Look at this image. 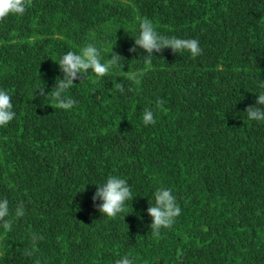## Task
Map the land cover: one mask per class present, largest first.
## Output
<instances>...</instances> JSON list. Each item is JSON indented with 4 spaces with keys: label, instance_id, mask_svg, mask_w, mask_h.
Segmentation results:
<instances>
[{
    "label": "trees",
    "instance_id": "16d2710c",
    "mask_svg": "<svg viewBox=\"0 0 264 264\" xmlns=\"http://www.w3.org/2000/svg\"><path fill=\"white\" fill-rule=\"evenodd\" d=\"M145 17L163 35L198 39L202 54L169 48L146 65L143 49L129 51ZM88 43L121 66L103 78L89 70L67 92L78 103L58 109L57 63ZM261 83L264 0H32L0 21V89L16 112L0 127V199L26 213L0 226V264H264V121L245 112ZM109 175L133 193L115 218L92 201ZM158 187L181 207L162 238L147 214ZM31 233L43 239L28 256Z\"/></svg>",
    "mask_w": 264,
    "mask_h": 264
},
{
    "label": "clouds",
    "instance_id": "9594fccd",
    "mask_svg": "<svg viewBox=\"0 0 264 264\" xmlns=\"http://www.w3.org/2000/svg\"><path fill=\"white\" fill-rule=\"evenodd\" d=\"M32 6V0H0V21H3L9 15H23L26 10ZM137 48L143 49L147 55L144 56V63L151 65L153 53H162L164 49H171L173 53L187 51L195 58L202 54V48L198 39L178 38L176 36H166L157 31L153 22L145 17L139 24V35L134 38V45L129 49L135 53ZM124 59L118 53L112 51L111 58L106 62L101 60V49L95 44L88 43L83 46L79 53L69 51L64 54L57 63L63 78L56 80L55 86L51 90V99L55 102V107L62 110H71L78 101L67 95L69 89L74 86V81L82 79L89 70L95 74L97 78H103L108 75L113 67L121 66ZM130 81L139 84L140 80L136 73H131L127 77ZM95 82V81H93ZM114 87L120 92L124 91L122 83H115ZM264 88V83H261ZM39 95L47 96L45 89L41 88ZM132 89L129 88V91ZM164 101L157 99L156 109L162 110ZM245 112L250 120L264 121V92L257 95L255 105H250ZM16 117L13 110L12 97L7 90L0 89V127L6 126ZM143 123L145 126L156 123L155 112L152 108H145L143 111ZM155 203L149 205L147 214L152 218L150 228L155 238L161 237L162 229L171 228L176 218L181 214V207L177 202V197L173 194L171 188L158 187L153 193ZM99 200L102 203L96 204ZM133 200L132 189L126 179L119 176L109 175L106 181L97 186L92 201L97 210L110 218H115L118 214L126 211V202ZM16 218L23 217L25 213L24 204H17L14 213L10 209L7 198L0 199V226L6 231H11L13 225V216ZM43 236L36 233L30 234L32 250H25L28 256L33 255L38 242ZM36 264H40L37 260ZM116 264H134V259L129 255H125L116 261Z\"/></svg>",
    "mask_w": 264,
    "mask_h": 264
}]
</instances>
